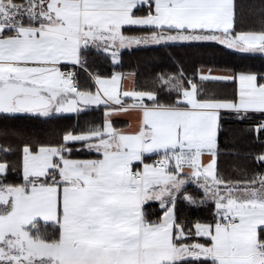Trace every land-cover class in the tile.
Listing matches in <instances>:
<instances>
[{
  "label": "snow or ice",
  "instance_id": "snow-or-ice-1",
  "mask_svg": "<svg viewBox=\"0 0 264 264\" xmlns=\"http://www.w3.org/2000/svg\"><path fill=\"white\" fill-rule=\"evenodd\" d=\"M178 48L264 59V0H0V264H264V68L95 67Z\"/></svg>",
  "mask_w": 264,
  "mask_h": 264
},
{
  "label": "trees",
  "instance_id": "trees-1",
  "mask_svg": "<svg viewBox=\"0 0 264 264\" xmlns=\"http://www.w3.org/2000/svg\"><path fill=\"white\" fill-rule=\"evenodd\" d=\"M171 57V59H169ZM182 62L189 71L193 66L199 64L206 65H224L228 64L236 68H252L260 70L264 68V59L259 57H244L241 55H223L213 50H201L193 54L190 49H174L166 51L140 50L135 53L125 54L123 58V66L120 69H113V67L104 61L96 64V70L105 74L113 70H121L124 72L134 71L140 74L141 77L159 71L170 70L177 66V63ZM83 79V77H82ZM243 125L227 121L225 123L226 135L222 137V144L228 145L230 150L240 152L241 160L238 163H243V154L251 146V142L241 132ZM237 163L231 157H224L222 160V168L226 172H230L232 166Z\"/></svg>",
  "mask_w": 264,
  "mask_h": 264
},
{
  "label": "crops",
  "instance_id": "crops-1",
  "mask_svg": "<svg viewBox=\"0 0 264 264\" xmlns=\"http://www.w3.org/2000/svg\"><path fill=\"white\" fill-rule=\"evenodd\" d=\"M117 126L118 127H125L126 124L128 123V118L127 117H117Z\"/></svg>",
  "mask_w": 264,
  "mask_h": 264
}]
</instances>
